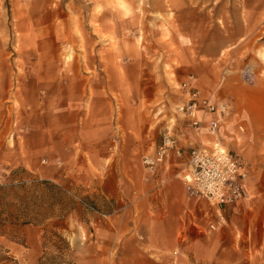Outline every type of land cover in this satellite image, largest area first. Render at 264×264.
<instances>
[{"label":"rangeland","instance_id":"rangeland-1","mask_svg":"<svg viewBox=\"0 0 264 264\" xmlns=\"http://www.w3.org/2000/svg\"><path fill=\"white\" fill-rule=\"evenodd\" d=\"M135 2L141 29L126 19L118 44L107 45L89 32L86 0H0V264H122V237L128 264H157L142 158L173 115L181 118L189 73L181 68L202 92L234 103L251 166L249 199L223 212L214 230L215 206L186 191L202 241L183 263L264 264V32L246 41L236 33L231 42L241 45H152L160 37L148 2ZM181 58L184 66H170ZM111 125L129 160L110 198L87 150L107 149L98 148L109 139L100 132ZM175 251L159 255L180 264Z\"/></svg>","mask_w":264,"mask_h":264},{"label":"crops","instance_id":"crops-1","mask_svg":"<svg viewBox=\"0 0 264 264\" xmlns=\"http://www.w3.org/2000/svg\"><path fill=\"white\" fill-rule=\"evenodd\" d=\"M86 1L90 3L89 9L86 10L85 13L89 32L91 35H96V39L98 37V42H101L100 44H118V35L124 33L126 19H132L134 27H136V29H141L140 21L142 15L136 13L138 9L135 0ZM147 2V11L151 18L149 20L154 23L152 32L160 37V40H155L154 43L152 42V45H166V48L169 45H205L206 40H208V45H241L242 41L238 44L231 42L235 39L233 35L236 33L241 32V35L243 34L245 36L246 41L247 35L264 32V0H147ZM221 6H223V8ZM121 7L129 10V15H123L124 9ZM206 18L210 19V21L206 22ZM211 33H217L221 36L216 35L213 37ZM162 35L164 36L163 39H161ZM223 48L227 49L229 46ZM125 49L124 47L121 52L123 55ZM221 49L219 48V51ZM218 55L220 56L221 54L218 52ZM135 60L139 61L140 58L136 57L132 59V61ZM118 61L119 59H117V62ZM182 61V58L180 61L172 59V64L170 63V66L174 68L182 64L184 66V61ZM181 70L183 72H189L184 82L181 83V85H188L184 92L185 94L180 93L183 97L180 101L181 105L187 101V91L194 89H196L202 97H209L213 100L229 103L231 105L232 112L229 119L225 120L216 117L219 122L218 137L231 152L235 153L243 160L247 174V196L242 201L249 199L251 166L246 161L247 148L245 147L248 141L247 138L242 136L246 129L237 118L233 105L234 103L216 99L212 94L202 92L198 80H192L194 74L189 69L181 68L178 74L182 76L185 75L181 73ZM178 85L180 86V83ZM245 103L247 105V113L254 120L255 112L249 107L247 100ZM179 118L180 117L177 115H173L174 123H170L165 129V131L167 130L166 132L174 136L178 148L187 151L200 143H214V138L207 133L208 119L201 133L196 134L188 122ZM238 127H243L244 131L239 132ZM256 128H258L257 125ZM165 131L164 133H166ZM117 132L118 130L112 125L104 127L100 135L101 137L109 138L106 140V145L101 144L100 147H98V145H93L92 143L91 149L93 147H107V149L104 150L108 152L106 156H98L100 152H104L103 149H98V151L93 149L90 151L87 150L94 163V169L103 172L102 175L105 180L102 181L104 186L101 188V193L106 195V197H112L111 194L121 192L122 177L119 174L121 169L124 168L123 163L129 160V156L123 154L121 151L122 141ZM158 134L161 135V131ZM98 141H102L101 138H99ZM155 149L156 146L154 148L152 147L147 155H152ZM184 164V156L181 158L171 153L162 165L156 168L153 173L148 174L151 180V185L147 192V197L149 199L148 206L149 210L152 211L151 216L154 218L148 217L145 218L144 221H153L156 225L154 239L156 241V248L158 249L155 254L157 264H171L170 258L161 257L159 253L160 251L170 252L173 250L179 252L180 257L178 260L181 261L180 264H185L183 263L184 254L188 253L190 247L197 248V253L198 243L202 241L200 230L202 225L199 223V213L194 208L196 202L187 195L185 184L181 178V169ZM91 183L92 185L95 184L93 180ZM111 186H113L114 189H111ZM107 200L110 199L108 198ZM238 204L221 209L215 207L216 216L236 208ZM191 213L196 216H192ZM213 222H215V220H213ZM115 225L117 228L120 226L118 223ZM121 231L122 228L120 226L117 233H121ZM121 240L122 242H120L117 249V255L119 256L118 262L128 264L127 262L130 258L128 250L125 248L126 239L122 237Z\"/></svg>","mask_w":264,"mask_h":264},{"label":"built area","instance_id":"built-area-1","mask_svg":"<svg viewBox=\"0 0 264 264\" xmlns=\"http://www.w3.org/2000/svg\"><path fill=\"white\" fill-rule=\"evenodd\" d=\"M186 87L184 84L183 88ZM186 94L187 101L177 107V112L196 134L201 133L208 119L207 133L214 138V143H200L184 151L178 148L174 136L166 132L158 138L155 152L142 158V165L147 172L153 173L171 153L181 158L184 156L181 178L190 196L206 199L218 209L235 206L247 196L245 164L220 141L216 119H229L231 105L202 97L196 90H188ZM238 130L244 131L243 127H238ZM218 217L210 229L214 230L222 223L223 217Z\"/></svg>","mask_w":264,"mask_h":264},{"label":"bare ground","instance_id":"bare-ground-1","mask_svg":"<svg viewBox=\"0 0 264 264\" xmlns=\"http://www.w3.org/2000/svg\"><path fill=\"white\" fill-rule=\"evenodd\" d=\"M224 52H225V48H222L220 51H219V53L222 55V54H224Z\"/></svg>","mask_w":264,"mask_h":264}]
</instances>
